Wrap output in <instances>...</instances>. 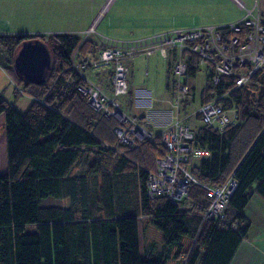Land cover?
Segmentation results:
<instances>
[{
  "label": "trees",
  "instance_id": "obj_1",
  "mask_svg": "<svg viewBox=\"0 0 264 264\" xmlns=\"http://www.w3.org/2000/svg\"><path fill=\"white\" fill-rule=\"evenodd\" d=\"M248 30L244 26L226 37L242 39ZM35 38L49 45L54 59L41 85L27 82L14 68L22 42ZM96 47L72 33L0 34V50L8 55L0 58V66L15 84L14 93L33 100L21 113L0 94L7 161V171L0 174V264H166L169 256L154 259L151 248L141 257L139 215L149 217L168 246L189 238L178 253L184 264H229L250 226L243 209L252 190L264 198V88L248 101L250 84L264 83V65L236 87L234 77L220 76L214 83L212 64L200 63V56L188 49L180 52L185 75L195 76L200 65H208L200 107L223 104L229 121L208 126L198 113L203 125H188L192 146L209 155L187 164L198 183H191L181 203H173L164 196L151 197L146 187L148 175L155 172L160 135L150 130L157 134L156 144H119L117 121L93 110L78 90L87 83L82 74L88 77L74 65L77 60L87 63L86 56ZM176 48L168 46L165 58L168 50L178 62ZM177 77L175 85H186L179 82L182 76ZM90 154L115 161L110 170L109 162L87 164ZM229 178L238 185L228 201L226 219L205 215L210 201L205 186H219ZM47 198L69 203L44 206ZM28 226L34 230L27 232Z\"/></svg>",
  "mask_w": 264,
  "mask_h": 264
},
{
  "label": "rangeland",
  "instance_id": "obj_2",
  "mask_svg": "<svg viewBox=\"0 0 264 264\" xmlns=\"http://www.w3.org/2000/svg\"><path fill=\"white\" fill-rule=\"evenodd\" d=\"M105 2L106 0H70L66 20L61 25H64V29L79 35L82 40L89 39L96 45L100 42L101 36L114 43H127L133 47L149 44L147 47L137 49L135 56H125L121 59L128 69L126 81L132 94L128 93L116 98L121 108L154 132L174 123L192 127L203 125L196 115L200 109V92L208 81V65H200L195 76L183 75L179 78V82L186 83L189 88L188 98L184 100L183 94L175 85L178 81V77L174 74L177 61L168 56V50L167 58L163 57L160 47L165 46L164 42L163 45L158 42L150 44L151 39L164 36L168 38L175 30L236 22L246 15V9L239 8L232 0H113L98 22L97 34L90 33L86 36V29ZM244 2L247 9H251L254 5V0H244ZM258 4L264 12V0H258ZM23 16L19 19L18 26L12 28L17 29L19 34L48 36L51 34L49 31L61 27L60 22L57 21L58 17H54L52 11L46 8ZM145 48L156 50L146 55ZM176 50L179 55V47ZM0 52V58H8L4 51L0 50ZM95 53L96 51L92 52L86 58L91 61ZM83 63L86 64L85 68ZM76 67L92 82L100 84L108 95H113L111 84L113 62L93 69L86 61L77 60ZM249 88L252 91L249 93L248 101H254L263 90L264 83L261 86L250 84ZM0 94L21 113H25L32 103L31 97L24 94L16 95L13 83L5 79H0ZM1 134L3 128L0 126V138H2ZM103 158L107 160L90 154L87 164L97 160L100 165L102 162H109L110 170L115 158L107 155ZM4 164L7 165L6 150ZM42 204L61 206L67 203L65 200L47 198ZM33 230V226L27 227V232ZM143 236L146 237V247L153 249L154 259H164L163 256L168 255L166 264H184V257H178V253L181 245H183L182 249L187 246L189 241L187 236H184L179 243L168 246L164 243L163 234L153 225H150L149 229H144Z\"/></svg>",
  "mask_w": 264,
  "mask_h": 264
},
{
  "label": "built area",
  "instance_id": "obj_3",
  "mask_svg": "<svg viewBox=\"0 0 264 264\" xmlns=\"http://www.w3.org/2000/svg\"><path fill=\"white\" fill-rule=\"evenodd\" d=\"M113 0H106L98 15L93 19L86 29V36L90 33L97 34L98 22L106 12ZM239 8L246 9V15L232 23L199 27L193 29L175 30L166 38L159 37L151 39V43H159L160 52L166 57V48L179 47V61L174 66V73L177 76L186 74V64L180 52L188 49L200 56V63L209 62L214 67L212 81L218 83L220 76L234 77L236 87L245 85L253 74L259 71L264 65V12L254 0L251 9L246 8L244 0H232ZM249 30L240 39L238 36L226 37L230 32H241L242 27ZM148 43L137 47L129 44H118L101 36L97 44L94 58L87 62L93 69L101 68L113 62L111 84L113 95H108L100 84L92 82L83 74L87 80L86 84L79 85L78 90L86 97L90 107L100 113L105 118H114L117 125L114 128L119 144L137 146L138 144L150 140L154 144L157 141L154 137L159 134L158 146L159 155L155 158V172L148 175L146 181L147 192L151 197L164 196L173 203H181L187 196L191 183H198L192 175L187 164L194 158H202L209 155L204 149L193 147L194 135L191 129L179 123H174L153 134L135 116L126 113L116 100L118 96L125 95L128 91L126 81L127 67L121 59L125 56H135L137 49L147 47ZM156 48V47H155ZM144 49L145 54L150 55L156 49ZM86 67V64H84ZM77 70V67L74 65ZM178 91L186 94L188 86L178 85ZM178 102V100H177ZM223 104L208 102L199 109L202 120L208 126H224L229 119ZM238 183L236 179L229 178L224 184L208 187L207 196L209 204L205 215L220 220L226 219V209L228 201L234 193Z\"/></svg>",
  "mask_w": 264,
  "mask_h": 264
},
{
  "label": "crops",
  "instance_id": "obj_4",
  "mask_svg": "<svg viewBox=\"0 0 264 264\" xmlns=\"http://www.w3.org/2000/svg\"><path fill=\"white\" fill-rule=\"evenodd\" d=\"M69 7L70 0H0V34H19L20 32L17 29H12L18 26L19 19H22V17H24L23 15L26 13L31 14L33 11H41V9L43 8L52 11V15L54 17H58L57 21L60 22L61 25L66 20V15L68 14L67 10L69 9ZM63 26L64 25H61V27H59L58 29H52L51 31H49V33L74 34L73 31L64 29ZM0 79H5V81L7 80L13 83L11 78L1 66ZM13 85L15 88L14 83ZM0 126L3 128L2 114L0 115ZM165 128L159 130L158 132H154L152 130V132L160 133ZM1 135L2 138H0V174H3L7 171V165H3L5 161L6 150L4 130L3 134ZM65 202L67 204L61 206H67L69 203L68 200H65ZM243 214L250 221V226L245 239H243L242 242L239 244L229 264H264V198H262L252 190L249 201L243 209ZM138 221L140 236V254L143 258L145 257L146 250L149 249L146 247L145 244L146 237L144 238L143 236V224H147L146 229H149V226L152 224L150 223L148 216L139 215Z\"/></svg>",
  "mask_w": 264,
  "mask_h": 264
},
{
  "label": "water",
  "instance_id": "obj_5",
  "mask_svg": "<svg viewBox=\"0 0 264 264\" xmlns=\"http://www.w3.org/2000/svg\"><path fill=\"white\" fill-rule=\"evenodd\" d=\"M53 54L49 45L39 39L22 42L14 57V68L27 82L41 85L46 82L53 67Z\"/></svg>",
  "mask_w": 264,
  "mask_h": 264
}]
</instances>
